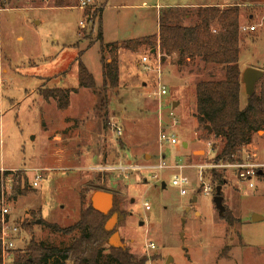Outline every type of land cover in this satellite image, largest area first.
I'll return each instance as SVG.
<instances>
[{
	"label": "rangeland",
	"instance_id": "374dc122",
	"mask_svg": "<svg viewBox=\"0 0 264 264\" xmlns=\"http://www.w3.org/2000/svg\"><path fill=\"white\" fill-rule=\"evenodd\" d=\"M3 1L0 169L23 175L19 182L20 187L25 186L23 192L14 197L10 189L6 195L9 221L20 224L15 240L18 249H24L30 239L67 245L71 235L52 233L41 221L61 226L73 223L89 206L91 193L102 189L114 195L110 213L123 215L115 229L133 264H138L136 258L142 260L139 264H264V132L254 133L251 144L239 152L241 159L249 156L248 160L258 165L255 170L260 173L252 178L253 186L238 178L236 161H210L217 147L212 149L211 140L200 138L193 115L195 82L190 73L201 71L200 64L177 66L174 58H169L160 61L158 75L154 69L158 50L150 56V70L141 64L147 50H120L117 87L105 88L101 96L93 89L78 87L70 92L67 107L59 109L56 100L44 99L40 90L77 87V57L101 87L99 42L87 46L96 35L97 18L87 20L79 0H69L71 4L63 6L53 5L54 0ZM182 1L87 3L102 5V37L111 42L155 33L158 4ZM250 11L251 7H243V15ZM194 21L193 15L183 23ZM261 22L256 16L240 24L255 26L254 30L239 29V63L244 69L251 65L264 69ZM162 85L166 93L157 97ZM239 104H245L243 93ZM172 118L177 143L160 145V123H171ZM116 126L121 128L120 135ZM160 153L170 167L156 171L158 178L151 176L154 170L134 168L155 163ZM174 163L184 165L181 172L189 180L184 195L171 183L177 170L171 167ZM211 167L225 177L222 202L231 213V223L214 206ZM35 172L40 177L37 185L31 186ZM202 182L211 184L208 194L202 192ZM253 214L262 218L253 221ZM148 241L155 248L147 250ZM108 249L106 244L99 264H116L109 261Z\"/></svg>",
	"mask_w": 264,
	"mask_h": 264
},
{
	"label": "trees",
	"instance_id": "16d2710c",
	"mask_svg": "<svg viewBox=\"0 0 264 264\" xmlns=\"http://www.w3.org/2000/svg\"><path fill=\"white\" fill-rule=\"evenodd\" d=\"M0 4H4L0 0ZM69 0H54L53 5H70ZM187 8L165 6L158 12V32L139 37L126 38L120 41L104 42L101 28L102 5L86 4L83 14L87 20L97 18L98 27L90 46L99 42V61L101 65L102 83L98 87L92 73L77 57L78 86L72 88L43 87L40 94L44 99H55L59 109L69 103L70 92L79 87L93 89L102 95L105 88H115L119 82L118 53L119 50L138 52L147 50L159 52L160 61L166 57L174 58L177 66L185 65L188 60L198 59L202 63L220 65L223 77L220 79H197L195 87V110L198 134L201 139L211 140V148L217 150L210 159L214 164L241 160L239 152L251 144L253 134L258 130L264 132V69L257 80L254 90L246 94L245 104L240 107V92L243 89L241 70L238 65L239 56V7L230 5L220 8L215 5L200 6L195 9V21L191 25L183 24L188 14ZM81 51L78 52L80 54ZM103 98H101L102 102ZM210 127V131L208 130ZM219 141L220 145H217ZM11 174V192L14 197L21 194L22 172L4 170ZM212 181L223 185V173L214 167L210 168ZM25 183V182H24ZM215 190V188H214ZM110 212L103 214L95 210L91 204L79 212L73 223L61 226L56 222L42 220L41 223L52 233L71 235L70 242L61 246L30 239L24 249H17L14 264H99V257L108 244L110 231L103 227ZM221 217L228 223L232 216L225 206ZM29 228L28 223H23ZM109 245V244H108ZM115 248V249H114ZM107 257L116 264H133L130 253L122 247L109 245ZM137 263L142 260L136 258ZM1 264V261H0Z\"/></svg>",
	"mask_w": 264,
	"mask_h": 264
},
{
	"label": "built area",
	"instance_id": "2783aa9c",
	"mask_svg": "<svg viewBox=\"0 0 264 264\" xmlns=\"http://www.w3.org/2000/svg\"><path fill=\"white\" fill-rule=\"evenodd\" d=\"M89 0H79L80 7H84L86 4H88ZM79 24L82 25V20L79 21ZM239 29H242L244 31L246 30H253L254 25H242L239 26ZM152 53H145L141 56V64L145 70H150V56ZM156 67L154 68L158 75L160 74V58H159V52H157V59L155 61ZM166 93V87L163 85L160 86L156 92L157 97H161V95ZM172 114V111H169V115ZM175 119L172 118L171 123H164L162 125V121L160 123V128L158 130V143L160 145L167 143V144H176L177 138L175 136V133L173 131V126L175 124ZM116 134H121V128L119 126L115 127ZM249 156L246 159H241L239 161H236L234 165L237 168V176L239 179L246 181L248 186H253L252 178L254 176H257L260 173V170H255L258 165L256 163H252L248 160ZM183 164L174 163L171 165L172 168H176L177 170L175 173L172 174L171 183L178 187V191L180 195L186 194V186L189 184L188 177L181 172V169L183 168ZM261 166V165H259ZM170 167V165L167 163V161L164 158V155L162 153L159 154V158L155 163L152 164H145L142 166H135L136 169H146V170H154L155 172L152 173L153 178H158V174L156 171L163 170L165 168ZM38 169H34V171H37ZM40 177V174L35 172V175L33 179L31 180L30 185L36 186L37 185V178ZM201 178V175L199 176ZM202 192L204 194H208L212 190V186L209 182H202L201 183ZM11 189V174H4V170L0 169V261L1 264H14L13 259L16 250L18 247L16 246L15 240L17 238V234L19 233L20 224L13 223L9 221L8 218V212H9V204L7 202L6 195ZM144 207L147 209L148 204L145 202ZM145 248L147 250H151L155 248V245L152 241H148L145 244ZM151 264V263H150ZM155 264V263H153Z\"/></svg>",
	"mask_w": 264,
	"mask_h": 264
},
{
	"label": "crops",
	"instance_id": "0c3cea01",
	"mask_svg": "<svg viewBox=\"0 0 264 264\" xmlns=\"http://www.w3.org/2000/svg\"><path fill=\"white\" fill-rule=\"evenodd\" d=\"M210 5H215V6H218L220 8L227 7L230 5H237L239 7V15H238L239 26H240V24H242V20L252 19L253 17H256V16L259 19V23H262L261 20L264 22V0H208V1H205V0H195V1L184 0L182 2H164L163 4H158L159 7H157L158 10L156 12V15H157V19H158V12H159L160 8L165 7V6L184 7V8L188 9L187 10L188 14L183 19V21H185L188 18H190V19L193 18V15L195 17V9L197 7L210 6ZM243 7H251L252 8V11L245 14L246 17H244L245 15H243V13H244ZM192 12H194V13L192 14ZM183 24H185V23H183ZM185 25H191V24H185ZM245 25H247V24H245ZM248 25H251V24H248ZM254 29H255V26H254ZM157 32H158V22H157V31L155 33H157ZM239 33H240V39H241V31ZM156 50H158V49H156ZM239 51H240V48H239ZM123 52H125V51H123ZM128 52L132 53L131 51H128ZM125 53H127V52H125ZM119 54H121L120 50H119ZM169 58L171 59V57H166L164 61L168 60ZM188 62H190V63L195 62V63L200 64V70L201 71H196V72H194L193 75L190 73L191 79L194 80L193 82H195L197 79H220L223 77V70H222L220 65L211 64V63L205 64V63L200 62L198 59L188 60L187 63ZM118 64H119V57H118ZM262 64H264V58L262 60ZM238 65H239V68L242 72V70L244 68L239 63V56H238ZM251 67H256V68L262 69V66L260 67L257 65H251ZM195 75L196 76L199 75V78H196ZM242 93L244 94V99H245L246 93L244 92V87H243L242 91L240 92V96ZM194 110H195V106H194ZM182 145L186 146L187 142L182 141ZM164 186H165V184H164Z\"/></svg>",
	"mask_w": 264,
	"mask_h": 264
},
{
	"label": "water",
	"instance_id": "95a60500",
	"mask_svg": "<svg viewBox=\"0 0 264 264\" xmlns=\"http://www.w3.org/2000/svg\"><path fill=\"white\" fill-rule=\"evenodd\" d=\"M263 70L248 66L241 72V81L243 83L244 92L247 95H250L255 87V84L257 80L262 76ZM208 130L210 131V127L208 126ZM161 186L164 187V182L161 183ZM222 194H221V185L215 186V191L213 194V203L216 207L218 213H222L224 210V205L222 202ZM114 202V195L106 190L97 189L94 190L90 195V204L91 206L103 213L107 214L110 212ZM123 218V215L119 212H114L109 215V217L106 219L103 227L106 231H110V235L108 238V244L113 247H123V243L120 240V237L115 229L116 223L119 221V219ZM262 218L260 215L253 214L251 219L253 221L259 220Z\"/></svg>",
	"mask_w": 264,
	"mask_h": 264
},
{
	"label": "flooded vegetation",
	"instance_id": "af4514ba",
	"mask_svg": "<svg viewBox=\"0 0 264 264\" xmlns=\"http://www.w3.org/2000/svg\"><path fill=\"white\" fill-rule=\"evenodd\" d=\"M111 209H112V208H111ZM110 211H111V210H110ZM111 213H112V212H111ZM111 213H110V214H111ZM117 223H118V222H117ZM117 223H116V224H117Z\"/></svg>",
	"mask_w": 264,
	"mask_h": 264
}]
</instances>
